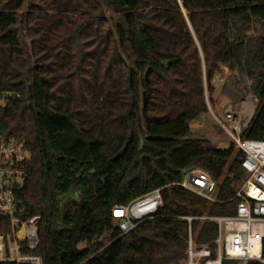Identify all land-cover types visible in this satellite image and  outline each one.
Returning a JSON list of instances; mask_svg holds the SVG:
<instances>
[{"label":"trees","instance_id":"16d2710c","mask_svg":"<svg viewBox=\"0 0 264 264\" xmlns=\"http://www.w3.org/2000/svg\"><path fill=\"white\" fill-rule=\"evenodd\" d=\"M262 23L264 0H0V93L20 94L0 135L29 151L18 198L42 218L43 264H185V217L236 214L243 153L191 124L209 114L227 66L258 99L242 138L264 140ZM184 171L203 192L216 183L204 212L169 204L198 196L179 185ZM162 187L160 211L122 233L113 207ZM191 224L195 248L215 256L217 222Z\"/></svg>","mask_w":264,"mask_h":264},{"label":"built area","instance_id":"2783aa9c","mask_svg":"<svg viewBox=\"0 0 264 264\" xmlns=\"http://www.w3.org/2000/svg\"><path fill=\"white\" fill-rule=\"evenodd\" d=\"M19 96V93L12 91L0 93V114L7 102ZM213 115L216 122L234 139V147L242 151L241 168L246 178L235 196L238 199L235 215L185 217L189 223L185 264H223L224 259L234 260L237 264H248L250 261L264 264V140L242 138L249 121L245 124L243 112L236 103L227 105L223 114ZM231 145L225 144L224 148H230ZM29 160L30 154L24 142L0 135V217L7 220L9 225L7 230L0 231V262L43 264V258L37 252L41 244L42 218L40 215H28L18 198V192L26 181ZM185 171L179 185L212 200L216 183L204 173L213 181V187L209 193L203 192L185 182ZM164 188L154 189L128 205L113 207L112 216L122 233L132 231L160 211L164 205ZM195 219L217 222L215 256H212L207 246L195 248L191 224Z\"/></svg>","mask_w":264,"mask_h":264},{"label":"rangeland","instance_id":"374dc122","mask_svg":"<svg viewBox=\"0 0 264 264\" xmlns=\"http://www.w3.org/2000/svg\"><path fill=\"white\" fill-rule=\"evenodd\" d=\"M262 27H264L263 23H262ZM217 73H216V76L218 75ZM216 76H215V78H216ZM242 77H244V79L248 82L247 83L248 85L245 87L247 94H248L247 98L252 103L253 109H255V107L258 105V99L254 96V94L251 91L252 80L249 79L248 76L244 72L230 70L229 79L234 80L236 78H242ZM223 88L225 89V86ZM231 98L232 97L229 96L227 94V92H225V91L222 92L220 98L217 99L215 102L210 104V106H211V108H213V110L211 109L212 111H209V114L207 116L199 119L198 121H196L192 124L191 128L195 132L194 135H196L198 137H204V138L209 137L213 140L214 144H216V145H222L223 146L225 144H234V142H235L234 139L231 137V135H229V133H227V131L221 125H219L216 122L215 117L213 115V113L216 115H220V110L224 108L225 104ZM244 111L246 113V119L247 120L250 119V116L248 115L249 108H248V110H244ZM247 122H245V124ZM222 148H224V147H222ZM244 181H245V175L243 177H241V179L234 181V185H235L236 190H239V188L242 186ZM215 189H216V185H215ZM215 189H214V191H215ZM196 194L198 196L195 197L194 200L192 199V200L188 201L186 199V195H184V202H182L183 199L180 200L178 198L177 200L169 201V204L174 209L184 211V212L185 211H187L189 213L204 212L205 202L211 201V199L204 196L203 194H198V193H196ZM212 198H213V195H212Z\"/></svg>","mask_w":264,"mask_h":264},{"label":"crops","instance_id":"0c3cea01","mask_svg":"<svg viewBox=\"0 0 264 264\" xmlns=\"http://www.w3.org/2000/svg\"><path fill=\"white\" fill-rule=\"evenodd\" d=\"M229 73H230V69L227 66H222V69L220 72H218L216 78L214 77L212 84L213 87L215 89V93H214V101L215 102L217 99L220 98L221 93L222 92H227V94L229 96H231L232 98L225 104L224 108L220 110V115L224 113L225 108L227 107V105L231 104V103H236L240 106L241 110H248V107L244 106L245 104L248 103V105L250 104V106H252V103L250 102V100L247 98V91L245 89V87L248 85L247 81L244 79V77L242 78H236L234 80L229 79ZM217 79L221 80V83L218 84L216 81ZM225 86V89L223 88ZM209 107L210 103H209ZM253 108V107H252ZM213 110V108H211ZM256 109H252L251 113H250V119L253 117L254 113H255ZM205 116L200 117L204 118ZM198 119V120H199ZM196 120V121H198ZM195 121V122H196ZM194 123V122H193ZM192 123V124H193ZM250 123V122H249ZM191 124V127H192ZM193 130V129H192ZM219 147H224V145H218ZM193 168V167H192Z\"/></svg>","mask_w":264,"mask_h":264},{"label":"bare ground","instance_id":"6f19581e","mask_svg":"<svg viewBox=\"0 0 264 264\" xmlns=\"http://www.w3.org/2000/svg\"><path fill=\"white\" fill-rule=\"evenodd\" d=\"M218 84H220L221 83V80L220 79H217V81H216ZM245 107L247 106L248 108H249V113H248V115L250 116V113H251V111H252V106H250V104L248 105V103L247 104H245L244 105ZM242 112H243V120H244V122H247V121H249V119L247 120L246 119V113H245V111L242 109Z\"/></svg>","mask_w":264,"mask_h":264},{"label":"water","instance_id":"95a60500","mask_svg":"<svg viewBox=\"0 0 264 264\" xmlns=\"http://www.w3.org/2000/svg\"><path fill=\"white\" fill-rule=\"evenodd\" d=\"M233 48H234V54H235V58H236V62L239 63V58H238V54H237V49H236V46H235V43H233ZM145 95V94H144ZM144 101H145V97H144ZM257 107V106H256ZM255 107V109H256ZM252 119V118H251ZM251 121V120H250ZM249 121V122H250ZM143 146V141L141 142V147Z\"/></svg>","mask_w":264,"mask_h":264}]
</instances>
